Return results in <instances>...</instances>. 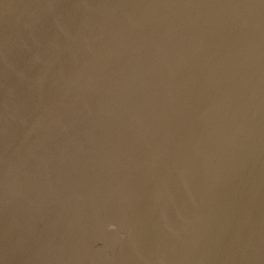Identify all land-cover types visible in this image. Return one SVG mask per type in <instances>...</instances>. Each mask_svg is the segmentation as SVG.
<instances>
[{
    "label": "water",
    "instance_id": "1",
    "mask_svg": "<svg viewBox=\"0 0 264 264\" xmlns=\"http://www.w3.org/2000/svg\"><path fill=\"white\" fill-rule=\"evenodd\" d=\"M0 264H264V0H0Z\"/></svg>",
    "mask_w": 264,
    "mask_h": 264
}]
</instances>
